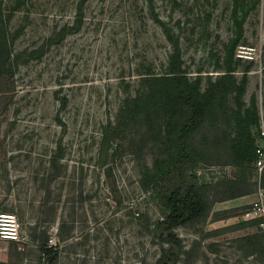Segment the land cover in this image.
I'll use <instances>...</instances> for the list:
<instances>
[{"label":"rangeland","instance_id":"rangeland-1","mask_svg":"<svg viewBox=\"0 0 264 264\" xmlns=\"http://www.w3.org/2000/svg\"><path fill=\"white\" fill-rule=\"evenodd\" d=\"M0 11L12 50L22 54L0 125L7 153L0 216L14 214L24 238L22 249L0 239V262L18 246L21 264H47L36 240L44 184L52 192L50 243L59 242L60 224L73 226L57 264L155 263L153 228L164 209L140 180L167 157L174 128L189 116L174 96L172 72L180 68L202 91L218 82L219 94L190 140L200 165L212 168L205 172L211 212L176 232L193 250L191 264H264L242 241L264 231L243 219L248 201H222L226 167L238 164L256 128L249 121L256 114L264 123V0H0ZM159 77L169 88L159 109L102 143L105 125L125 122ZM237 180L258 188L247 170Z\"/></svg>","mask_w":264,"mask_h":264},{"label":"trees","instance_id":"trees-1","mask_svg":"<svg viewBox=\"0 0 264 264\" xmlns=\"http://www.w3.org/2000/svg\"><path fill=\"white\" fill-rule=\"evenodd\" d=\"M80 2L83 3V1ZM12 41L13 38L10 37V31L4 23L0 11V125L3 114L10 110L17 93L14 83V67L22 54L14 53L11 48ZM172 73L175 74L172 77L177 82V87L174 90L175 100L189 109V116L174 128L167 157L157 158L152 168L146 167L140 180V187L146 192H154L164 209L162 219L158 220L153 228L154 240L160 248V255L153 264H191L193 250L187 247L176 230L193 222L206 220L211 212V205L205 192V187L209 185V182L205 176L200 177L197 174V170L210 166L200 165V155L193 149L190 140L193 134L202 127L213 109L219 94L218 82H211L208 88L202 91L199 80L189 81L187 75L182 74L180 68L173 70ZM166 80V77H159L155 80L156 84L146 98L134 99V105L128 110L129 114L125 122L118 121L117 124H113L109 121L103 129L102 143L113 137H119L124 127L128 129L134 126L147 111L154 110L155 112L159 109L169 91ZM249 125H254L256 128L252 130V133L250 130L247 132L249 139L247 149L240 147L238 150L240 160L237 165H234L237 168L235 177L223 179L226 181L223 182L225 189H223L224 200L222 201H230L256 191L237 180L241 170H247L253 178V164L257 159V129L260 128L256 114L249 121ZM0 148V167L5 170L7 168V153L4 140L0 141ZM57 157L59 156H54L55 159ZM246 159L249 160V163L244 166ZM56 163L57 161H55L54 167H57ZM58 173L59 170H56V174L53 176L56 177ZM261 184L264 186V173ZM42 187L46 192V197L41 202V208H45L42 209L45 216L40 220L43 225L42 235L36 236V240L40 239L38 259L47 264H57L61 256L60 244L68 240L69 237L66 235L72 232L73 226L66 228V223L60 224L57 235L59 242L57 244L50 243L49 230L44 227V224L48 221L47 194L51 196L52 192L49 186L43 184ZM72 221L74 222L75 219ZM256 221L261 223V220ZM242 241L247 249V254L255 256L258 261L264 263V231L260 229L248 234L242 238ZM22 261L18 246H16L15 251L10 253V260L7 263L0 262V264H21ZM138 264L150 263L140 262Z\"/></svg>","mask_w":264,"mask_h":264},{"label":"built area","instance_id":"built-area-1","mask_svg":"<svg viewBox=\"0 0 264 264\" xmlns=\"http://www.w3.org/2000/svg\"><path fill=\"white\" fill-rule=\"evenodd\" d=\"M256 153L257 159L253 164V181L258 183V188L254 192V200L247 204L243 210V219L245 220H261V226L264 227V186L261 184L264 173V123L257 129ZM212 168H201L197 170V174L205 176L207 170ZM227 176L235 177L237 168L234 166L226 167ZM206 178V177H205ZM0 239L6 242L19 243V248L24 238L20 234V224L14 214L4 213L0 216Z\"/></svg>","mask_w":264,"mask_h":264},{"label":"crops","instance_id":"crops-1","mask_svg":"<svg viewBox=\"0 0 264 264\" xmlns=\"http://www.w3.org/2000/svg\"><path fill=\"white\" fill-rule=\"evenodd\" d=\"M242 199H244V200L248 201V203H250V202H252L254 200V193L250 194V195H245V196L242 197Z\"/></svg>","mask_w":264,"mask_h":264}]
</instances>
